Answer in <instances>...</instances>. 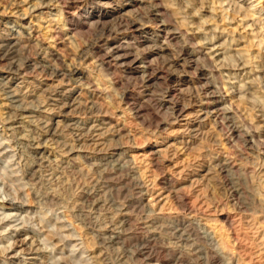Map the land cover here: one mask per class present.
<instances>
[{"label":"rangeland","instance_id":"obj_1","mask_svg":"<svg viewBox=\"0 0 264 264\" xmlns=\"http://www.w3.org/2000/svg\"><path fill=\"white\" fill-rule=\"evenodd\" d=\"M101 6L0 0V264H264V0Z\"/></svg>","mask_w":264,"mask_h":264},{"label":"bare ground","instance_id":"obj_2","mask_svg":"<svg viewBox=\"0 0 264 264\" xmlns=\"http://www.w3.org/2000/svg\"><path fill=\"white\" fill-rule=\"evenodd\" d=\"M92 1L98 3V5H100V8L101 9L99 10V13L98 14H96V12L95 11H92V10L91 11H88L86 13L87 20H92V21L93 20H96V21L97 20H101V19H103L104 17H106L109 14V11L106 10V9L104 10L103 9L104 7L101 6L102 0H92ZM76 13H77V11L75 10L71 14L73 16H75ZM127 24H128L127 25V29H130L131 32H135V31H138L139 30L136 27L135 22H129ZM126 31H128V30H126ZM126 31H125V33H126ZM124 36H125V38H128V39L130 37L129 34H124ZM106 46H107V44H106ZM110 49H109L110 52L107 54V56L110 58V59L108 58L109 60H115L118 64H121L122 66L128 65V63H130V64L132 63V64L136 65V68L137 69L139 67H143L141 69H143V72H145V81L146 82H150L152 79L155 78V76H153L152 73H151V71H150V70H152V66H151V62H150V57H151L152 53H150V52L143 53L141 55V57L139 58L138 56L134 55L131 51L130 52H126L125 51L126 47L123 44H121L120 42L118 43L117 41H116V44L112 46V48L110 47ZM182 50H184L183 53H185L186 55H188V54L190 55V52H188L187 49H182ZM1 51H2V48H0V61L5 57V54H4V56H2ZM139 62L144 63V66H140ZM109 65H111V64H109ZM208 98H209L208 102H205V103L202 104L203 105L202 107L205 110L208 109V108H211L212 107V103H214V105H216L218 103V101L215 100L214 96H209ZM183 111H184V108L183 107H178L176 109L177 115H181V113ZM177 119H178V117H177Z\"/></svg>","mask_w":264,"mask_h":264}]
</instances>
